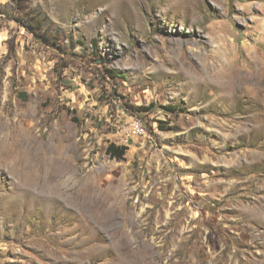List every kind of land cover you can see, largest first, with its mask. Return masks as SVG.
<instances>
[{"label":"rangeland","instance_id":"1","mask_svg":"<svg viewBox=\"0 0 264 264\" xmlns=\"http://www.w3.org/2000/svg\"><path fill=\"white\" fill-rule=\"evenodd\" d=\"M0 264H264V0H0Z\"/></svg>","mask_w":264,"mask_h":264},{"label":"trees","instance_id":"2","mask_svg":"<svg viewBox=\"0 0 264 264\" xmlns=\"http://www.w3.org/2000/svg\"><path fill=\"white\" fill-rule=\"evenodd\" d=\"M17 5H18L17 10L21 14L23 13L24 16L30 20L28 22L27 19L23 18V21L21 23L24 24V26L31 31V33L33 34V37H36L37 40H39V41L43 40L44 42H49L48 44L51 43L50 41H53L51 43V45L57 44V42L54 41V40H57V38H56L57 34H54V35L49 34L48 29H44L45 22L48 19V16H46V15L39 16V17L31 16L30 15L31 12L29 14L25 11V10H27V7H25V6L22 7V5L19 2L17 3ZM43 30L46 33H44ZM148 110H150V109L146 108V107H140L138 109H135L134 111H131V113L139 116V114H143L144 112H147ZM127 150H128V147H126L125 145H118L116 143H110L107 147L106 152L113 159L123 160L125 158Z\"/></svg>","mask_w":264,"mask_h":264},{"label":"built area","instance_id":"3","mask_svg":"<svg viewBox=\"0 0 264 264\" xmlns=\"http://www.w3.org/2000/svg\"><path fill=\"white\" fill-rule=\"evenodd\" d=\"M132 122H133V124H132L133 133L132 134L144 135L146 133V128H145L146 126L141 119L134 118V116H133V118H131L130 125ZM128 134H131V132L129 131Z\"/></svg>","mask_w":264,"mask_h":264},{"label":"bare ground","instance_id":"4","mask_svg":"<svg viewBox=\"0 0 264 264\" xmlns=\"http://www.w3.org/2000/svg\"><path fill=\"white\" fill-rule=\"evenodd\" d=\"M25 176H27V175H25ZM33 180H34V179H33ZM23 183H24L23 185H26V186L29 184L28 176L23 178ZM33 188H34V187H33ZM27 189H28V188H27ZM29 192H30V191H29ZM27 193H28V192H27ZM35 195H36V194H35ZM33 197H34V196H33ZM33 197H32V198H33ZM42 198H43V197H42Z\"/></svg>","mask_w":264,"mask_h":264}]
</instances>
